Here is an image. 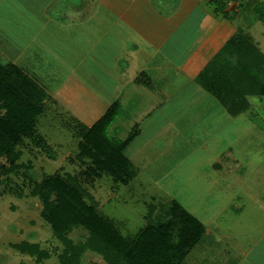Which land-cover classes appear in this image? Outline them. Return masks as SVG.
I'll return each mask as SVG.
<instances>
[{
	"label": "rangeland",
	"instance_id": "rangeland-1",
	"mask_svg": "<svg viewBox=\"0 0 264 264\" xmlns=\"http://www.w3.org/2000/svg\"><path fill=\"white\" fill-rule=\"evenodd\" d=\"M225 1L224 11L232 15L235 13L238 15L246 7L253 8L259 17L261 11H264L262 3L264 0ZM247 11L245 12V15H249L247 21L255 25V39L264 49V35L260 34V31L261 33L264 31V22L261 17L260 19ZM6 16L14 18V15ZM15 22V26L0 22L1 28L8 29L0 30V42L6 46L5 41L15 40L21 49L22 44L29 39L23 36V32L17 30L21 22L16 18ZM96 31L87 30L88 34L91 33L92 37H95V42L96 35L97 39L101 38V32ZM49 34L50 40L54 33L50 30ZM49 40L46 38L40 43L44 51H47L44 55L43 50L36 55L25 54L13 63L21 68L25 67L24 69H27L26 63L41 68L37 75L42 77L41 82L46 87L41 86L44 94L40 105L42 113L38 115L34 124L35 132L28 135L23 132L17 139L13 138L15 150L21 152L16 159L18 167L10 169L11 161L8 156L0 157V264H60V254L63 253L65 245L56 235V230L68 235L76 243L85 241L90 231L96 230V223L91 221L92 218L89 220L90 217L66 200L56 186L52 185V179L55 178L60 182V186L69 185L74 189L69 175L76 177L87 191L81 195L86 208L99 218L110 220L115 229H121L126 236L137 234L140 227L146 223L144 217H148L151 203L179 199L190 211L199 216L212 215L218 211L220 205L228 200V195L236 190L229 187L233 186L235 176L218 174L211 167L215 152L213 142L209 143L208 150L193 151L191 146L184 149L186 148L184 138L189 136L191 143L200 142L201 135L208 137L225 122L227 124V121L210 122L209 118L197 120V116H202L208 111L203 109L200 100L195 103L196 108L192 111H179L180 102L173 105L174 110H166L165 105H162L150 112H133L130 110L131 107L126 105L109 128L112 138L126 140L136 130L137 120L141 123L140 129L138 126V133L125 152L135 165L138 175L124 184L119 177L104 168L107 167L106 159L112 157L110 146L114 143L109 145L101 142L90 143L87 128H83L92 127L103 116L107 105L101 102L100 91L114 90L107 77L111 75V80L114 79L112 69L115 70V66L111 65L112 61L111 70L103 66L101 61L99 66L95 61L97 52H91L90 56L85 58L91 48L78 44L76 57H73L75 64L79 58L88 60L77 65V71L81 76H85L86 82L92 86L85 88L79 84L76 87H83L80 89L82 92L78 88L72 95L66 83L70 72L68 70L73 68L72 62L68 60L69 54H64L68 48L63 45V40L62 44L59 42L60 39L54 42ZM95 44L98 45L96 49L99 53L102 49L105 55L106 50L101 40ZM84 51V57H81ZM8 58L9 55L0 52L1 63L6 64ZM162 67L167 66L163 64ZM63 83L67 85L62 86ZM207 96L211 105L217 102L213 95ZM251 101L253 104L251 110L254 108L259 116L264 117V97L253 96ZM1 113L5 115L6 110L2 109ZM226 116V112H223L222 119L229 118ZM209 117H213V114ZM238 119L235 122L240 123L241 128L238 129L243 135L241 137L233 135V126L221 127V140L224 143L221 149L226 146L224 153L228 150V138L231 142L237 140L236 151L241 161L246 162L249 168L255 166L258 168L257 174L246 186L237 190L242 189L241 193L246 196V200L264 201V187L263 190H258L257 187V184L264 185V132L257 126L246 128L244 118ZM186 153L187 161L184 158ZM247 153H252L254 160L249 158ZM260 174L263 175L259 176ZM36 185L40 186L39 189L42 187V191L51 190L52 195L47 203L43 202L39 195L32 193ZM45 208L54 214L55 220H49L44 216ZM224 208L228 209L221 208V216L227 219L230 213L228 210H222ZM247 208L248 211L251 209L250 206ZM23 240L38 243L41 249L49 252V257L37 262L35 256L23 253L12 245ZM81 264L108 263L100 255L86 250Z\"/></svg>",
	"mask_w": 264,
	"mask_h": 264
},
{
	"label": "crops",
	"instance_id": "crops-1",
	"mask_svg": "<svg viewBox=\"0 0 264 264\" xmlns=\"http://www.w3.org/2000/svg\"><path fill=\"white\" fill-rule=\"evenodd\" d=\"M246 11L260 18L253 8L247 7L238 15L230 14L227 18L223 12L216 11V6L210 0H0V22L15 26L16 18L21 22L17 30L23 32V36L30 40L22 44L21 49L15 40L5 41L6 46L0 42V52L9 55V61L2 64H13L25 54L36 55L41 50L44 51L40 43L46 38L49 40V31L52 30L54 35H51L52 39L49 41L60 39L62 44L63 40V45L68 48L64 54H69L68 60L73 64V68L68 70L70 72L66 82L70 94H74L78 88L82 92L80 89L83 87H76L79 84L85 88L92 86L86 82V77L77 71L78 66L88 60L79 58L75 64L73 57H76L78 44L91 48L85 58L90 56L91 52H97L95 61L99 66L100 61L108 70L115 66V70L112 69L114 79L111 80V75H107L114 90L100 91V100L107 105L102 115L116 103L120 104V111L129 105L133 112H150L162 105H165L166 110H171L173 105L180 102L179 111H192L196 108L195 103L200 100L203 109L208 111L202 116H197V120L209 118L210 122L227 121V124L225 122L208 137L201 135L200 142L191 143L189 136L184 138V149L191 146L193 151L208 150L209 143L213 142L215 152L211 167L218 174L235 176L233 186L229 187L236 189V193L231 192L228 200L212 215H196L179 199L156 203L177 201L192 217L183 215L172 229L169 227L167 236L175 248L171 251V262L174 264H264V201L246 200V196L241 193L242 189L237 190L246 186L257 174L258 168H249L246 162L241 161L236 151L237 140L231 142L228 138V150L224 153L226 146L221 149L224 143L220 133L221 127L233 126V135L241 137L243 133L238 129L241 125L235 122L241 117L244 118L246 128L257 126L264 132V117L259 116L254 108L251 110L253 96L248 98V110L238 115H231L214 95L217 102L211 105L207 94H212L196 80L204 66L240 29L264 53L263 47L255 39L254 23L247 21L249 15H245ZM6 15H14V18ZM4 29L8 30L6 27H0V30ZM87 30L101 32V38L97 39L96 35V42L101 40L106 50L105 55L102 49L101 53L96 49L98 45L95 44V37L93 38L91 33L88 34ZM263 33L260 31L262 36ZM45 52L47 51L42 54ZM84 53L85 51L81 57H84ZM163 64H166L169 70L167 67L163 68ZM25 66L27 69H22L40 86L46 87L41 82L42 77L37 75L41 68L29 66L27 63ZM66 83L62 86L67 85ZM223 112H226V117L229 118L223 120ZM212 114L213 117H209ZM136 124L140 129L139 120ZM247 154L252 159V153ZM184 158L187 161V153ZM257 187L258 190H263L264 185L257 184ZM249 206L251 209L248 211ZM223 207L228 209L222 210H228L230 213L227 219L221 216ZM144 218L146 223L140 229L148 222L146 216ZM120 231L126 236L121 229Z\"/></svg>",
	"mask_w": 264,
	"mask_h": 264
},
{
	"label": "trees",
	"instance_id": "trees-1",
	"mask_svg": "<svg viewBox=\"0 0 264 264\" xmlns=\"http://www.w3.org/2000/svg\"><path fill=\"white\" fill-rule=\"evenodd\" d=\"M210 2L216 6L217 12H224L226 17L230 15L228 11H224L225 0ZM260 17L264 19L263 10ZM196 80L214 95L231 115H238L250 107V96L264 97V53L241 29L204 66ZM43 95L42 87L21 67L0 62V157L8 156L12 170L18 167L16 159L21 155L20 151L15 150L13 141L23 132L27 135L35 132L34 124L42 113L40 105ZM2 109L6 110L5 115H2ZM119 112L120 104L116 103L92 127L83 128H87L90 143H114L110 146L112 157L106 159L107 167L104 168L127 184L137 172L125 150L139 129L136 125V130L126 140L112 138L109 128ZM8 139L10 141H7ZM69 178L74 189L69 185L60 186L56 178L52 179V185L56 186L66 200L90 217L89 220L92 218L91 221L96 223V230H91L85 241L77 243L68 235L56 230V235L65 245L63 253L60 254V264H81L86 250L100 255L108 264H174L171 262V251L175 248L167 236L169 227L172 229L183 215L191 217L177 201L151 203L146 226L137 234L126 237L119 229H115L110 220L99 218L86 208L81 195L87 191L76 177L69 175ZM39 187L36 185L32 193L39 195L43 202L47 203L52 192L42 191V187ZM43 214L47 219L55 220L54 214L46 208ZM12 245L23 253L35 256L37 262L49 257V252L41 249L38 243L23 240Z\"/></svg>",
	"mask_w": 264,
	"mask_h": 264
}]
</instances>
